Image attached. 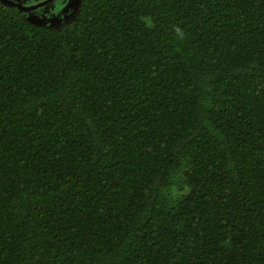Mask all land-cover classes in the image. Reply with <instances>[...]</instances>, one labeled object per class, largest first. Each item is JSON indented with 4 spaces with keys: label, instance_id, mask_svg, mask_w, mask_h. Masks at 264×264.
Masks as SVG:
<instances>
[{
    "label": "trees",
    "instance_id": "obj_1",
    "mask_svg": "<svg viewBox=\"0 0 264 264\" xmlns=\"http://www.w3.org/2000/svg\"><path fill=\"white\" fill-rule=\"evenodd\" d=\"M18 4L0 264H264V0H81L59 28Z\"/></svg>",
    "mask_w": 264,
    "mask_h": 264
},
{
    "label": "flooded vegetation",
    "instance_id": "obj_2",
    "mask_svg": "<svg viewBox=\"0 0 264 264\" xmlns=\"http://www.w3.org/2000/svg\"><path fill=\"white\" fill-rule=\"evenodd\" d=\"M16 2H25L28 4H36V3H43L47 0H14ZM67 0L62 1V7L60 9L57 8V6L54 4L55 0H49L48 2L41 4L37 6V8H34L32 10V14L34 16H39L42 18V21H44V24L52 25L60 24L56 21L60 22H66V20L71 18V12L74 9V7H70L69 9L64 10V6L66 5ZM60 13H64L60 15ZM64 18V19H63Z\"/></svg>",
    "mask_w": 264,
    "mask_h": 264
},
{
    "label": "rangeland",
    "instance_id": "obj_3",
    "mask_svg": "<svg viewBox=\"0 0 264 264\" xmlns=\"http://www.w3.org/2000/svg\"><path fill=\"white\" fill-rule=\"evenodd\" d=\"M62 1L63 0H55L54 4L57 6L58 9H60L62 7ZM80 3H81V0H67L66 1V5L64 6V10L69 9L70 7H74V9L71 12V15H72L71 18L69 20L67 19L66 22H70L74 19ZM61 14L64 15V13H60V15ZM34 20L41 22V23H45L44 21H42V18L39 16H35ZM56 22H58L60 24H55L54 27H60L66 23L65 21L60 22L59 20ZM49 26H52V25H49Z\"/></svg>",
    "mask_w": 264,
    "mask_h": 264
},
{
    "label": "water",
    "instance_id": "obj_4",
    "mask_svg": "<svg viewBox=\"0 0 264 264\" xmlns=\"http://www.w3.org/2000/svg\"><path fill=\"white\" fill-rule=\"evenodd\" d=\"M3 1H5V2H7V3H9V4H12V5H14V4L19 5V4H18L19 2H16V1H14V0H3ZM48 1H49V0H47V1L43 2V3H39V4H36V5H32V6H24V5L21 4V5H20V8L23 9V10H29V9H31V8H34V7L39 6V5H41V4H44V3L48 2Z\"/></svg>",
    "mask_w": 264,
    "mask_h": 264
},
{
    "label": "clouds",
    "instance_id": "obj_5",
    "mask_svg": "<svg viewBox=\"0 0 264 264\" xmlns=\"http://www.w3.org/2000/svg\"><path fill=\"white\" fill-rule=\"evenodd\" d=\"M67 23V22H66ZM61 27V26H60ZM57 28H59V27H57Z\"/></svg>",
    "mask_w": 264,
    "mask_h": 264
}]
</instances>
